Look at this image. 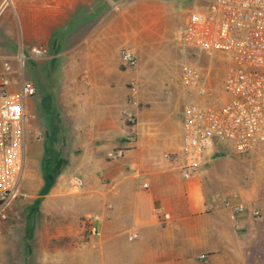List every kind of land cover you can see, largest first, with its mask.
I'll return each instance as SVG.
<instances>
[{"label": "crops", "instance_id": "0c3cea01", "mask_svg": "<svg viewBox=\"0 0 264 264\" xmlns=\"http://www.w3.org/2000/svg\"><path fill=\"white\" fill-rule=\"evenodd\" d=\"M16 2L17 53L45 51L25 64L36 89L30 99L52 119L53 143L67 118L68 149L82 151L70 163L83 189L63 180L41 200L35 263L264 264V142L246 155L216 153L227 147L215 143L185 179L165 157L182 145V112L170 109L171 96L162 93L152 109L127 99L137 72L122 66V47L155 52L174 17L155 0ZM15 56L0 57L1 70ZM223 199L246 212L235 214Z\"/></svg>", "mask_w": 264, "mask_h": 264}, {"label": "built area", "instance_id": "2783aa9c", "mask_svg": "<svg viewBox=\"0 0 264 264\" xmlns=\"http://www.w3.org/2000/svg\"><path fill=\"white\" fill-rule=\"evenodd\" d=\"M201 1L206 8L190 14L177 41L209 55H221L228 67L219 86H213L209 73L199 67H181L182 86L190 93L182 110V145L165 157L178 164L185 179L195 176L215 143L246 155L264 142V0ZM11 2L3 0L1 8ZM44 54L42 48L33 47L27 56L21 48L15 65L6 60L0 71V218L19 196L26 170V101L36 89L24 76L25 64ZM120 54L125 63H137L130 48L123 47ZM137 92L133 83L131 96L135 98ZM108 155L115 158L120 153ZM71 184L81 188L84 182L74 177ZM223 203L235 214L246 212L241 203L229 199ZM253 215L261 217L259 210H253Z\"/></svg>", "mask_w": 264, "mask_h": 264}, {"label": "rangeland", "instance_id": "374dc122", "mask_svg": "<svg viewBox=\"0 0 264 264\" xmlns=\"http://www.w3.org/2000/svg\"><path fill=\"white\" fill-rule=\"evenodd\" d=\"M0 2L1 6L3 0ZM155 2L166 16L174 17L170 26L173 33L155 47V52L136 54L135 65L127 64L121 59L125 69L137 72L126 84L127 99L132 104L143 99L144 102L143 100L138 102L139 108H160L163 104L160 102L161 94L167 92L171 96L170 109L182 112L190 93L182 86L181 67L186 64L199 67L203 73H209L213 86H219L225 77L228 62L221 55H209L197 49L184 47L177 41L179 26L185 23L191 13L206 8L201 0H155ZM17 13L16 0H12L3 8L0 7V57L17 54L15 37L18 32ZM124 47L131 49L128 45ZM2 61L0 58V70ZM139 64L142 66L139 67ZM26 69L27 66L24 70ZM133 83H136L138 90L135 98L131 96ZM26 112L29 116L25 135L26 170L19 196L8 208L5 217L0 218V264H36L34 258L38 257L41 250V244L35 234L36 223L40 218V203L44 195L56 189L63 180H68L67 185L73 190L83 189L75 188L71 184V180L79 177V174L77 167L70 163V156L80 154L82 151L68 149L69 143L66 141L69 135L65 132L68 119H59L62 129L58 134V143H53L50 126L52 119L46 117V108L43 105L40 107L39 103L36 106L33 99H28ZM215 150L216 153L232 152L221 145H216ZM52 161L56 163L50 164ZM48 164L51 165L49 175L46 173Z\"/></svg>", "mask_w": 264, "mask_h": 264}, {"label": "trees", "instance_id": "16d2710c", "mask_svg": "<svg viewBox=\"0 0 264 264\" xmlns=\"http://www.w3.org/2000/svg\"><path fill=\"white\" fill-rule=\"evenodd\" d=\"M55 163H56L55 161H54V162L52 161V163H50V164H55ZM46 166H48V167L46 168V169H47V172H46V173L49 175V174L51 173V172H50V171H51V168H50L51 165L49 166V164H48V165H46Z\"/></svg>", "mask_w": 264, "mask_h": 264}]
</instances>
